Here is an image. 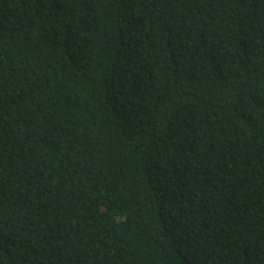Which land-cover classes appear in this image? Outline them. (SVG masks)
<instances>
[{"label":"trees","instance_id":"1","mask_svg":"<svg viewBox=\"0 0 264 264\" xmlns=\"http://www.w3.org/2000/svg\"><path fill=\"white\" fill-rule=\"evenodd\" d=\"M0 264H264V0H0Z\"/></svg>","mask_w":264,"mask_h":264}]
</instances>
